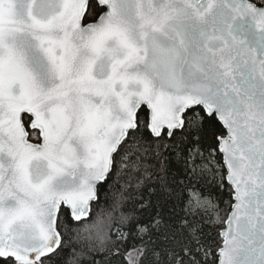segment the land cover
Returning a JSON list of instances; mask_svg holds the SVG:
<instances>
[{
	"label": "snow or ice",
	"instance_id": "obj_1",
	"mask_svg": "<svg viewBox=\"0 0 264 264\" xmlns=\"http://www.w3.org/2000/svg\"><path fill=\"white\" fill-rule=\"evenodd\" d=\"M0 264H264V0H0Z\"/></svg>",
	"mask_w": 264,
	"mask_h": 264
}]
</instances>
